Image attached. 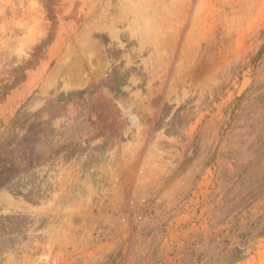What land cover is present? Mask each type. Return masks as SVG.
Here are the masks:
<instances>
[{
    "label": "rangeland",
    "instance_id": "1",
    "mask_svg": "<svg viewBox=\"0 0 264 264\" xmlns=\"http://www.w3.org/2000/svg\"><path fill=\"white\" fill-rule=\"evenodd\" d=\"M0 264H264V0H0Z\"/></svg>",
    "mask_w": 264,
    "mask_h": 264
}]
</instances>
